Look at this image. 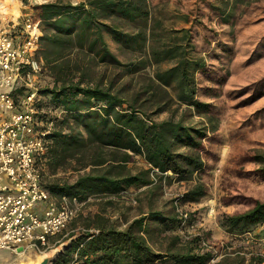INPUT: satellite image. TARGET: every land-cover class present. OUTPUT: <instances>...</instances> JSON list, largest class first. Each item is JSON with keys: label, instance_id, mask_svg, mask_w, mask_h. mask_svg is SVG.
Masks as SVG:
<instances>
[{"label": "trees", "instance_id": "1", "mask_svg": "<svg viewBox=\"0 0 264 264\" xmlns=\"http://www.w3.org/2000/svg\"><path fill=\"white\" fill-rule=\"evenodd\" d=\"M167 0H54L30 4L27 0H3L0 5L19 2L40 20L42 35L36 57L43 63L36 105L54 122L48 135L43 174L48 168L75 161L72 182L53 180L43 184L51 195H74L85 200L95 195H116L130 187H144L149 209L117 227L101 213L86 217L84 229L70 234L68 247L54 264H261L264 257L237 249L215 254L201 245V238L180 241L181 235H166L163 249H155L158 235L181 223L175 204L157 207L162 181H188L208 173L220 159L219 147L231 149L222 168L220 202L234 204L223 224L231 232H245L264 225V195L244 188L245 180L264 181V153L252 150L251 133L264 126V106L229 125L227 134L217 130L212 102L198 97L200 78L209 74V64L194 42L201 34V51L213 48L216 29L201 19L202 6L209 18L231 16V8L242 0H194L185 25L168 28L154 7ZM243 14L264 13V0H244ZM232 4V6H230ZM264 18V17H262ZM246 24L248 19L238 17ZM264 20V19H262ZM127 24L134 28L128 29ZM108 38L122 50L137 54L121 60L110 48ZM243 64L264 56V31ZM167 63L168 66L161 67ZM111 67L113 73L92 80L93 65ZM154 65L153 74L143 69ZM225 81V73H217ZM210 88V87H208ZM232 107H242L264 94V73L237 87L225 88ZM177 115V112L180 110ZM169 112L163 119L154 115ZM199 116L194 120V116ZM140 156L147 167L133 172L128 163ZM250 163L254 164L248 167ZM257 164V165H255ZM87 168V169H86ZM229 186V187H227ZM209 190L198 176L181 200L194 203ZM163 205H165L163 203ZM162 244V242H160ZM212 262V263H211Z\"/></svg>", "mask_w": 264, "mask_h": 264}, {"label": "rangeland", "instance_id": "2", "mask_svg": "<svg viewBox=\"0 0 264 264\" xmlns=\"http://www.w3.org/2000/svg\"><path fill=\"white\" fill-rule=\"evenodd\" d=\"M48 1L54 0H27L30 4ZM69 1L75 4L82 0ZM243 2L244 0H242L238 8L237 3L231 8L232 14L227 17L226 21L221 17L209 18L206 14V5L202 6V21L218 32L217 41H213V48L211 50L201 51V34H194L196 49L204 56L209 64L210 70L209 74H198L200 78L198 97L203 101L214 104L217 130L225 135L232 122L243 119L255 109L264 106V94H262L251 104L242 107H232L233 100L227 99L224 91L225 88L237 87V85L253 80L261 73H264V56L257 58L250 64H243L247 55L250 53V49L255 45L254 43L259 32L264 31V20H262L264 19L262 18L264 17V13L256 15L243 14ZM193 4L194 0H167L154 7H158L157 9L155 8V12L160 11L162 24L165 27L178 29L182 25H185L186 13L192 15ZM1 7H3L2 4L0 5ZM238 17L246 18L248 22L243 24ZM126 27L128 29L134 28L132 24H127ZM108 43L110 48L123 61L137 57V54L122 50L110 38H108ZM166 66H168L167 63L161 64V67ZM154 67V65H147L143 70L147 74L152 75ZM112 73L113 69L111 67L106 68L101 64L93 65L90 70L92 80H96L102 74L109 76ZM217 73L226 74L224 82L221 83L218 81ZM180 111L181 108L177 112V115ZM168 115L169 112H162L154 115V118L163 119ZM198 118L199 116L196 115L193 119L197 120ZM251 139L253 142L249 143V147L252 150L264 153V126L251 133ZM230 149L231 145L228 142L221 145L219 147L220 159L215 167L206 174L201 173L196 176H199L201 180H205L209 186L208 193L197 202L188 203L181 200L182 194L193 185L196 177L188 181H173L171 183L162 181L163 185L159 188V194L156 196V206L164 208L169 206L171 201L174 203V200L178 198V203L182 210L187 213V220L183 222L181 220V223L174 229H167L166 232L159 234L156 242H152L155 249H163L168 241L166 235L179 233L181 235L180 241H186L194 236H199L203 248L210 249L215 254L212 262L218 260L225 252H234L237 249L243 251L246 257L257 254L264 257V225L259 224L250 227L245 232L239 233L229 231L223 224L225 215L233 212L236 208L234 204L225 205L220 202V196L224 191L223 189H225L221 178L222 168L227 160ZM75 165L78 166L75 161H72L70 164H66L65 167H59L55 171L48 168L43 174L44 183L48 184L53 180L74 181L79 173L78 171H82L75 170ZM128 166L133 172H136L147 167V164L137 155L134 161L128 163ZM247 166L252 167L254 164L250 163ZM242 183H245L244 188L247 191L257 195H264V181L247 179ZM128 189L130 194L127 197H122L118 194L113 196H92L84 205L82 212L68 223L64 230L50 238V246L44 253H39L31 247L27 248L24 252L0 249V264H9L11 262L25 263L30 259H35L38 255L42 256L49 253L61 244L69 243L72 237H67L72 233H77L84 229L86 217L93 216L97 213L108 217L117 227L124 228L130 220L149 209L147 196L145 192L141 193V191H145L143 190L144 188L138 190L135 187H131ZM186 235H188V238L185 237ZM203 241L207 242L211 248L206 247ZM68 264L75 263L71 261ZM155 264L171 263L169 260H162ZM261 264H264V262Z\"/></svg>", "mask_w": 264, "mask_h": 264}, {"label": "built area", "instance_id": "3", "mask_svg": "<svg viewBox=\"0 0 264 264\" xmlns=\"http://www.w3.org/2000/svg\"><path fill=\"white\" fill-rule=\"evenodd\" d=\"M41 35L40 20L20 2L0 9V249L13 252L31 247L44 253L50 238L64 230L91 198L53 196L43 184L54 122L36 105L43 68L36 57ZM129 194V189L118 193ZM174 204L186 221L178 198Z\"/></svg>", "mask_w": 264, "mask_h": 264}, {"label": "water", "instance_id": "4", "mask_svg": "<svg viewBox=\"0 0 264 264\" xmlns=\"http://www.w3.org/2000/svg\"><path fill=\"white\" fill-rule=\"evenodd\" d=\"M68 244L69 243L61 244L59 247L53 249L49 253L42 255L37 263H34L33 260L35 259H30L23 264H54L59 255L68 247Z\"/></svg>", "mask_w": 264, "mask_h": 264}, {"label": "bare ground", "instance_id": "5", "mask_svg": "<svg viewBox=\"0 0 264 264\" xmlns=\"http://www.w3.org/2000/svg\"><path fill=\"white\" fill-rule=\"evenodd\" d=\"M5 4H7L6 2H5ZM4 7V6H3ZM2 8V7H1ZM0 8V9H1ZM41 258V255L39 256H37L36 258H35V260H33L34 261V263H37L38 261H39V259ZM9 264H23V263H18V262H11V263H9Z\"/></svg>", "mask_w": 264, "mask_h": 264}, {"label": "crops", "instance_id": "6", "mask_svg": "<svg viewBox=\"0 0 264 264\" xmlns=\"http://www.w3.org/2000/svg\"><path fill=\"white\" fill-rule=\"evenodd\" d=\"M18 4V3H17ZM19 6V5H18ZM22 8V7H21ZM131 188V187H130ZM123 225V224H122ZM124 226V225H123Z\"/></svg>", "mask_w": 264, "mask_h": 264}]
</instances>
